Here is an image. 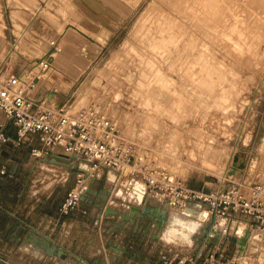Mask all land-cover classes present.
<instances>
[{
    "label": "rangeland",
    "instance_id": "rangeland-1",
    "mask_svg": "<svg viewBox=\"0 0 264 264\" xmlns=\"http://www.w3.org/2000/svg\"><path fill=\"white\" fill-rule=\"evenodd\" d=\"M162 1H0V63H5L6 73L31 72L29 75L35 78V96H45L49 107L64 104L74 110L88 104L98 106L116 120L132 143L136 165L122 173L110 198L106 195L104 199H97L100 208L106 204L108 208H122L117 200L132 205L141 200L140 191L126 194L120 189L127 191V176L134 169L139 170L140 165L165 170L200 191L218 187L223 174L228 171L229 175L233 166L237 168L235 174L227 175L224 183L245 186L249 182L264 183V0ZM213 1L217 2V7L213 6ZM171 3L174 7L178 5L182 13L176 8L175 11ZM218 5L221 6L218 8ZM185 8L189 9L184 14ZM216 12L223 19L225 15V21ZM85 13L90 17L83 16ZM144 17L148 20L142 23ZM163 18L168 21L166 24L173 19L179 26L172 27L174 24L170 22L172 29L168 31ZM231 22L239 25L234 28ZM70 23L85 32L89 39L69 27ZM230 25L234 30L226 28ZM154 27L156 30L159 27L156 34ZM198 28L201 33L197 32ZM182 29L188 30L182 35ZM219 29H223V33ZM230 31L240 35L230 34ZM170 40L176 46L168 45ZM38 58L43 61L40 66L35 62ZM158 74L163 75L161 80ZM50 95L54 97L48 99ZM62 163L66 164L64 160ZM64 164L59 167L39 165L31 177L32 191L46 195L54 188L56 201L61 204L75 181V174L72 177L68 170L70 165ZM103 185L104 178L96 186L91 183L87 186L99 196ZM190 218L195 219V216ZM211 225L212 221L201 224L202 231H207ZM197 237L193 235V239ZM218 240H214L215 243ZM222 240H228L229 245L222 257H230L235 251L234 238L225 236ZM174 244L180 251L188 249L181 243ZM249 258L261 263L263 256L258 260Z\"/></svg>",
    "mask_w": 264,
    "mask_h": 264
},
{
    "label": "built area",
    "instance_id": "built-area-1",
    "mask_svg": "<svg viewBox=\"0 0 264 264\" xmlns=\"http://www.w3.org/2000/svg\"><path fill=\"white\" fill-rule=\"evenodd\" d=\"M6 72L5 63L1 62L0 111L6 118V125L15 129L13 144L18 147L27 143L30 154L36 158L65 156L68 163L78 165L74 171V186L58 207L60 214L74 210L85 192L87 183L79 172L81 164L87 168L88 180L104 170L115 172L119 178L128 167L136 165L132 143L126 139L116 120L98 106L88 104L74 110L67 109L64 104L49 107L45 96H35V78L29 75L31 72ZM8 141L6 126L0 124V154ZM138 169L129 173L127 185H132L135 179L143 182L147 187L145 200L146 195L163 198L169 209L177 211L198 203L206 208L212 221L195 251L179 254L168 250L160 257L163 264H261L249 257L258 260L264 255V183L226 184L227 171L218 187L200 191L188 187L165 170L142 165ZM5 174V168L1 167L0 176ZM220 219L244 221L254 235L255 254L217 257L219 249L225 252L229 249L228 244L222 243L225 230L219 229ZM217 238L214 249L208 250V244Z\"/></svg>",
    "mask_w": 264,
    "mask_h": 264
},
{
    "label": "crops",
    "instance_id": "crops-1",
    "mask_svg": "<svg viewBox=\"0 0 264 264\" xmlns=\"http://www.w3.org/2000/svg\"><path fill=\"white\" fill-rule=\"evenodd\" d=\"M83 16L88 18L90 14L85 13ZM42 96L40 94L37 98ZM6 123V118L0 111V124L6 126L9 137L8 144L3 146L0 154V168L4 167L6 171L5 175L0 176V259L3 261L11 264H163L159 257L167 250L189 254L202 243L203 236L209 230L204 232L202 227L211 221L209 215L202 222L201 229L195 233L198 237H191L192 244L181 243L188 247L185 251H180L174 243L161 239L169 220L160 223L159 213L164 212L168 218L171 213L183 211L169 209L163 198L146 195L144 207L149 208V212L137 214L135 218L130 216L129 210L123 208L119 200L118 204L122 208H110L122 212L123 216L103 214L107 204L100 208L97 199H102L103 195L110 198L118 181V175L108 170L102 171L87 183L96 186L104 178L101 191L103 195L98 196L90 187L82 194V199L74 210L68 214H60V203L56 201L57 197L52 191L54 188L46 195L40 191H32L34 184L31 177L39 165L59 167L64 164L63 160L66 162L64 165H70L68 170L74 177L78 165L68 163L62 158L30 156V146L27 143L18 147L13 144L15 129ZM120 189L126 194L136 193L129 184L126 192L124 188ZM185 209L207 212L206 208L198 203L189 204ZM223 230L226 237L234 238V257L255 254L254 235L244 221L225 220L220 231ZM33 238L43 241L49 248L60 250L67 258L60 260L58 256L50 255L34 244ZM222 243L226 245L228 240ZM210 244L208 250L214 249L216 243ZM217 253V257H222L225 251L219 249ZM106 257H109V262ZM261 261V264H264V255Z\"/></svg>",
    "mask_w": 264,
    "mask_h": 264
},
{
    "label": "bare ground",
    "instance_id": "bare-ground-1",
    "mask_svg": "<svg viewBox=\"0 0 264 264\" xmlns=\"http://www.w3.org/2000/svg\"><path fill=\"white\" fill-rule=\"evenodd\" d=\"M159 1H162V0H159ZM175 1H176V0H175ZM188 1H190V0H188ZM191 1H192V0H191ZM199 1H200V0H199ZM208 1H209V0H208ZM215 1H217V0H215ZM218 1H219V0H218ZM227 1H228V0H227ZM227 1H226V2H227ZM243 1H244V0H243ZM243 1H242V2H243ZM252 1H253V0H252ZM259 1H260V0H259ZM261 1H263V0H261ZM261 1H260V2H261ZM162 2H163V1H162ZM168 2H169V1H168ZM173 2H174V1H173ZM179 2H180V1H179ZM195 2H197V1H195ZM195 2H194V3H195ZM213 2H214V1H213ZM224 2H225V1H224ZM228 2H230V1H228ZM233 2H234V0H233ZM238 2H239V1H238ZM247 2H248V1H246V3H247ZM250 2H251V0H250ZM160 3H161V2H160ZM177 3H178V2H177ZM177 3H176V4H177ZM187 3H188V2H187ZM187 3H186V4H187ZM190 3H191V2H190ZM200 3H201V1H200ZM200 3H199V4H200ZM207 3H208V2H207ZM214 3H215V2H214ZM219 3H222V2H219ZM219 3H218V4H219ZM171 4H172V3H171ZM181 4H182V3H181ZM181 4H180V5H181ZM191 4H192V3H191ZM205 4H206V2H205ZM209 4H210V3H209ZM209 4H208V5H209ZM212 4H213V3H212ZM215 4H216V5H215ZM215 4H214L213 6H216V7H217V2H216ZM229 4H230V3H229ZM229 4L227 5L228 7L230 6ZM238 4H240V3H238ZM238 4L236 3V5H238ZM247 4H248V6H249V2H248ZM247 4H246V5H247ZM261 4H262V3H261ZM163 5H164V4H163ZM165 5H166V4H165ZM173 5H174V4H172V6H173ZM187 5H188V4H187ZM189 5H190V4H189ZM196 5H198V3H197ZM221 5H222V4H221ZM221 5H218V8H219V6H221ZM232 5H233V4H232ZM232 5H231V6H232ZM234 5H235V4H234ZM151 6H152V5H151ZM168 6H169V5H168ZM168 6H167V8H168ZM177 6H178V5H176V7L173 6V7H174V10H175V8L177 9ZM198 6H200V5H198ZM198 6H197V8H198ZM242 6H243V5H242ZM154 7H156V6H154ZM158 7H159V10H161V9H160L161 6H158ZM178 7H179V6H178ZM181 7H182V6H181ZM184 7H185V6H183L182 8H184ZM191 7H193V6H191ZM195 7H196V6H195ZM202 7H203V6H202ZM204 7H205V6H204ZM225 7H226V6H225ZM228 7H227V8H228ZM234 7H235V6H234ZM151 8H153V7H151ZM151 8H150V10H151ZM162 8H163V7H162ZM164 8H165V7H164ZM199 8H200V7H199ZM199 8H198V9H199ZM208 8L210 9V7H208ZM212 8H214V7H212ZM218 8H217V9H218ZM232 8H233V6H232ZM236 8H237V7H236ZM241 8H242V7H241ZM244 8H245V7H244ZM244 8H243V9H244ZM156 9H157V8H156ZM169 9H170V8H169ZM188 9H189V8H188ZM188 9H187V10H188ZM223 9H224V8H223ZM229 9H230V7H229ZM239 9H240V8H239ZM243 9H242V10H243ZM248 9H249V8H248ZM153 10H154V8H153ZM153 10H152V11H153ZM171 10H172V9H171ZM178 10H179V11H178ZM182 10H183V9H182ZM187 10H186V8H185V12L183 11V13L185 14V13L187 12ZM195 10H196V9H195ZM195 10H194V11H195ZM200 10H201V9H200ZM204 10H205V9H204ZM221 10H222V9H221ZM221 10H219V11H221ZM225 10H226V9H225ZM230 10H231V9H230ZM161 11H162V10H161ZM175 11H176V10H175ZM190 11H191V10H190ZM206 11H207V10H206ZM210 11H212L211 13H213V10H210ZM227 11H228V10H227ZM234 11H235V10H234ZM238 11H239V10H238ZM240 11H241V10H240ZM163 12H165V11H163ZM172 12H173V11H172ZM177 12H181L180 9H177ZM188 12H189V11H188ZM191 12H193V11H191ZM195 12H196V14H197L198 11H195ZM202 12H203V11H202ZM202 12H201V13H202ZM228 12H230V11H228ZM228 12H227V13H228ZM232 12H233V11H232ZM244 12H245V11H244ZM149 13H150V12H149ZM149 13H148V14H149ZM151 13H152V12H151ZM154 13H155V15H156L158 12H157V13L154 12ZM154 13H153V14H154ZM161 13H162V12H160L159 14L161 15ZM169 13H170V12H169ZM181 13H182V12H181ZM181 13H179V14L181 15ZM199 13H200V12H199ZM203 13H205V12H203ZM208 13H209V12H208ZM214 13H215V12H214ZM222 13L224 14V11H223ZM222 13H221V15L223 16ZM225 13H226V12H225ZM234 13H235V12H234ZM166 14H167V13H166ZM166 14H165V15H166ZM177 14H178V13H176V16H177ZM184 14H182V15H184ZM209 14H210V13H209ZM216 14H217V12H216ZM216 14H215V16H216ZM218 14H219V13H218ZM218 14H217V15H218ZM146 15H147V14H146ZM165 15H164V16H165ZM169 15H170V14H169ZM188 15H191V14H188ZM200 15H201V14H200ZM200 15H199V17L202 18V16H200ZM202 15H204V14H202ZM205 15H206V14H205ZM211 15H213V14H211ZM227 15H228V14H226V16H227ZM232 15H233V14H232ZM232 15H231V16H232ZM237 15L239 16L240 13L237 14ZM237 15H236V16H237ZM144 16H145V15H144ZM152 16H153V15H152ZM166 16H167V15H166ZM178 16H179V15H178ZM196 16H197V15H196ZM207 16H208V15H207ZM231 16H230L229 18H231ZM242 16H243V15H242ZM147 17H148V15H147ZM147 17H144L145 21L142 22V23H145V22H146ZM154 17H155V16H154ZM170 17H171V16H170ZM192 17H193V16H192ZM194 17H195V15H194ZM197 17H198V16H197ZM218 17H219V15H218ZM227 17H228V16H227ZM232 17H233V16H232ZM148 18H149V17H148ZM152 18H153V17H152ZM165 18H169V17H165ZM174 18H175V17H174ZM178 18H179V17H178ZM178 18H177V19H178ZM180 18H181V17H180ZM184 18H185V17H184ZM186 18H189V17H186ZM195 18H196V17H195ZM211 18H212V17H211ZM216 18H217V16H216ZM216 18H215V19H216ZM219 18L223 19L222 17H219ZM229 18H228V19H229ZM235 18H236V17H235ZM150 19H151V18H150ZM153 19H155V18H153ZM163 19H164V18H163ZM196 19H197V18H196ZM196 19H195V21H196ZM203 19H204V18H203ZM225 19H226V17H225V15H224V19H223V20L225 21ZM228 19H227L226 21H228ZM233 19H234V18H233ZM239 19H240V18H239ZM241 19H242V18H241ZM147 20H148V19H147ZM156 20H157V19H156ZM160 20H161V19H160ZM167 20H168V19H167ZM169 20H170V19H169ZM172 20H173V19H172ZM172 20H170V22H172ZM181 20H182V19H181ZM191 20H192V19H191ZM198 20H199V19H198ZM210 20H211V19H210ZM218 20H219V19H218ZM218 20H217V21H218ZM223 20H221V21H223ZM231 20H232V19H231ZM236 20H238V18H236ZM162 21H163V20H162ZM164 21H165V19H164ZM187 21H188V20H187ZM187 21H186V24H187ZM195 21H194V25H196ZM212 21H214V20H212ZM233 21H234V20H233ZM241 21H242V20H241ZM166 22H168V21H165V24H166ZM170 22H169V25L171 24ZM189 22H190V21H189ZM192 22H193V21H192ZM237 22H238V21H237ZM154 23H155V22H154ZM157 23H159V20L157 21ZM184 23H185V22H184ZM197 23H199V22H197ZM214 23H215V22H214ZM217 23L219 24V22H217ZM224 23H225V22H224ZM148 24H149V23H148ZM173 24H174V21L172 22V25H173ZM177 24H178V25H177ZM182 24H183V23H182ZM182 24H180V25H182ZM225 24H226V23H225ZM228 24H229V23H228ZM231 24H232V22H231ZM144 25H145V24H144ZM149 25H150V24H149ZM166 25H168V24H166ZM169 25L167 26V29H166V30H168V31H170V29H172V27H175V25H177V27H178V26H179V23H178V21H177V23L174 24V26H172L171 28H170L171 25H170V26H169ZM198 25H199V24H198ZM221 25H222V27H223L224 24L221 23ZM234 25H237L236 22L234 23ZM234 25L232 24L233 27H234ZM238 25H239V24H238ZM238 25H237V26H238ZM258 25H259V24H258ZM141 26H142V25H141ZM141 26H140V27H141ZM147 26H148V25H147ZM153 26H154V25H153ZM218 26H219V25H218ZM218 26H217V27H218ZM232 26L230 25V26H227L226 28L229 30V27L231 28ZM69 27L74 28L76 31L80 32L81 34H83L84 36H86V37L89 39V37L86 35V33L83 32L79 27H76V26L72 25L71 23H70ZM161 27H162V25L160 26V28H161ZM187 27H188V26H187ZM190 27H191V26H190ZM193 27H194V26H193ZM193 27H192V28H193ZM195 27H196V26H195ZM199 27H200V26H199ZM211 27H212V26H211ZM217 27H215V28H217ZM224 27H225V25H224ZM224 27H223V29H224ZM233 27L231 28L232 30H234V28H237L236 26H235L234 28H233ZM260 27H261V26H260ZM262 27H263V26H262ZM143 28H144V27H143ZM147 28H148V27H146V29H147ZM156 28L159 29V27H156ZM169 28H170V29H169ZM182 28H184L183 25H182ZM206 28H207V27H206ZM219 28H221V26H219ZM154 29H155V27H154ZM158 29H157V30H158ZM180 29H181V28L179 27V28L177 29V31L179 32ZM198 29H199V30H197V32L200 31V28H198ZM207 29H208V28H207ZM223 29H222V30L219 29V30H221V32L223 33ZM155 30H156V29H155ZM157 30L154 32V34H156ZM174 30H175V29H174ZM182 30H183V29H182ZM185 30L187 31L188 29H185ZM185 30H183V32H181L182 35H183V33H184ZM191 30H192V29H191ZM219 30H218V31H219ZM225 30H226V29H225ZM225 30H224V31H225ZM236 30L239 32L238 29H236ZM245 30H246V29H245ZM245 30H244V31H245ZM148 31H149V30H148ZM152 31H153V30H152ZM158 31H159V30H158ZM214 31H215V30H214ZM216 31H217V30H216ZM216 31H215V32H216ZM244 31H243V32H244ZM143 32H145V31H143ZM163 32H164V30L162 31V33H163ZM165 32H166V31H165ZM201 32H202V31H200V33H201ZM221 32H219V33H220L219 35H224V36L226 35V34H221ZM226 32H227V31H226ZM233 32H235V31H230V34L233 33ZM238 32H235V33H238ZM158 33H159V32H158ZM172 33H173V32H172ZM181 33H179V35H180ZM190 33H191V32H190ZM240 33H241V32H240ZM142 34H143V33H142ZM144 34H146V33H144ZM154 34H153V35H154ZM159 34H160V33H159ZM164 34H166V33H164ZM176 34H177V33H176ZM188 34H189V33H188ZM193 34H194V33H193ZM195 34H196V33H195ZM227 34H228V33H227ZM238 34H239V33H238ZM160 35H161V34H160ZM168 35H169V34H168ZM168 35H166V37H167ZM172 35H173V34H172ZM191 35H192V34H190V37H191ZM239 35H240V34H239ZM261 35H262V34H261ZM263 35H264V34H263ZM142 36H143V35H142ZM147 36H149V33H148ZM162 36H163V35H162ZM170 36H171V35H170ZM173 36H174V35H173ZM173 36H171L172 39H173ZM177 36H178V35H177ZM180 36H181V35H180ZM188 36H189V35H188ZM192 36H194V35H192ZM224 36H223V37H224ZM252 36H253V35H252ZM150 37H151V34H150V36H149V39H150ZM154 37H157V36H154ZM159 37H161V36H159ZM163 37H164V36H163ZM168 37H169V36H168ZM168 37H167V39H168ZM230 37H231V35H230ZM237 37H238V36H237ZM258 37H260V36H258ZM258 37H257V38H258ZM262 37H264V36H262ZM177 38H180V37L178 36ZM192 38H193V37H192ZM253 38H254V37H253ZM151 39H152V37H151ZM154 39H155V38H154ZM174 39L176 40V38H174ZM180 39H181V38H180ZM195 39H196V38H195ZM230 39H231V38H230ZM163 40H164V38H163ZM163 40H162L161 44L163 43ZM175 40H174V42H175ZM178 40H179V39H178ZM178 40H177V41H178ZM231 40H232V39H231ZM144 41H145V39H144ZM149 41H150V40H149ZM187 41H188V40H187ZM245 41H246V39H245ZM153 42H154V41H153ZM165 42L167 43V41H165ZM170 42H171V40H170ZM170 42H168V45H169V44H172V42H171V43H170ZM188 42H189V41H188ZM230 42H231V41H230ZM261 42H262V41H261ZM146 43H148V42H146ZM155 43H156V42H154L153 44H155ZM176 43H177V42H176ZM184 43H185V42H184ZM189 43H190V42H189ZM236 43H238V42H236ZM255 43H256V42H255ZM149 44H150V43H149ZM153 44L151 43V45L154 47L155 45H153ZM163 44H164V43H163ZM163 44H162V47L160 46L161 49L163 48ZM215 44H216V43H215ZM231 44H232V43H231ZM253 44H254V43H253ZM258 44H259V43H258ZM263 44H264V43H263ZM151 45H150V46H151ZM157 45H159V44H156V46H157ZM166 45H167V44H166ZM172 45H175V44H172ZM190 45H191V44H190ZM190 45H189V48H190ZM247 45H248V44H247ZM175 46H176V45H175ZM157 47H159V46H157ZM157 47H155V48H157ZM166 47L168 48V46H166ZM187 47H188V46H187ZM155 48H153V49H155ZM164 48H165V47H164ZM253 48H254V46H253ZM173 49H174V47H173ZM184 49H185V48H184ZM256 49H257V48H256ZM165 50H167V49H165ZM176 50H177V49H176ZM255 51H256V50H255ZM156 52H157V51H156ZM165 52H166V51H165ZM249 52H250V51H249ZM199 53H200V51H199ZM164 54H165V53H164ZM164 54H162V55H164ZM167 54H168V53H167ZM200 54H201V53H200ZM256 54H258V53H256ZM256 54H255V55H256ZM176 55H177V54H176ZM164 56H165V55H164ZM171 56H172V55H171ZM251 57H252V56H251ZM160 58H161V57H160ZM200 59H201V58H200ZM249 59H250V58H249ZM174 61H176V60L174 59ZM251 61H252V60H251ZM35 62H36V65H38V66L42 65V63H43V61H42L41 59H39V58L36 59ZM164 62H165V61H164ZM164 62H163V63H164ZM159 63H160V62H159ZM251 63H252V62H251ZM208 67H209V66H208ZM210 67H211V69H214L213 66L210 65ZM212 67H213V68H212ZM215 67H216V66H215ZM217 67H218V66H217ZM217 67H216L215 69H217ZM219 67H220V66H219ZM206 69H207V68H206ZM211 69H210V70H211ZM208 70H209V68H208ZM210 70L208 71L209 73H210ZM205 71H206V70H205ZM213 71H214V70H213ZM221 72H222V70H221ZM206 74H208V73L206 72ZM158 75L160 76V74H158ZM159 76H156V77L159 78ZM162 76H163V75H162ZM162 76H160V79H159V80H161V77H162ZM224 76H225V75H224ZM168 78H169V77H168ZM215 78H216V77H215ZM209 79H210V78H209ZM165 80H166V79H165ZM217 80H218V79H217ZM219 80H221V77H219ZM204 81H205V80H204ZM208 81H209V80H208ZM215 81H216V80H215ZM223 82H224V81H223ZM209 83H210V82H209ZM215 83H216V82H215ZM216 84H217V83H216ZM218 84H219V83H218ZM209 86H210V85H209ZM222 87H223V86H222ZM159 88H160V87H159ZM156 90H157V88H156ZM222 90H223V89H222ZM153 91H154V90H153ZM158 91H159V90H158ZM158 91H157V92H158ZM153 94H154V93H153ZM157 96H159V95H157ZM218 96H219V95H218ZM53 97H54L53 95H50V96H48V99H52ZM83 97H84V96H83ZM231 157H232V156H231ZM230 159H231V158H230ZM230 159H229V160H230ZM227 166H228V165H227ZM233 167H234V166H233ZM128 168H130V167H128ZM86 169H87L86 166H85L84 164H81V165H80V168H79V172H80L81 174H83V176H85ZM84 178H85L84 180L86 181V183L90 182L88 179H86V177H84ZM132 189H133V190L140 191L141 194H142V196H143V197H142V200L144 199V197H145V193H146V192H145V186H144V183H143V182L136 181V182L132 185ZM142 200L139 201L138 203H136V205L140 204V203L142 202ZM206 211H207V210H206ZM207 213H208V212H207ZM208 215H209V214H208ZM219 221H220V222H219V229H222V226H223V223L225 222V220H224V219H220ZM67 264H70V263H67Z\"/></svg>",
    "mask_w": 264,
    "mask_h": 264
},
{
    "label": "clouds",
    "instance_id": "clouds-1",
    "mask_svg": "<svg viewBox=\"0 0 264 264\" xmlns=\"http://www.w3.org/2000/svg\"><path fill=\"white\" fill-rule=\"evenodd\" d=\"M207 215V212L194 213L191 209L171 215L161 239L168 243L191 245V237L199 230ZM193 216L195 219L190 218Z\"/></svg>",
    "mask_w": 264,
    "mask_h": 264
},
{
    "label": "water",
    "instance_id": "water-1",
    "mask_svg": "<svg viewBox=\"0 0 264 264\" xmlns=\"http://www.w3.org/2000/svg\"><path fill=\"white\" fill-rule=\"evenodd\" d=\"M58 158H62V159H65V160L68 159V158L65 157V156H58ZM236 169H237L236 167H233V168H232L231 172L229 173V176H230V177H231L233 174H235ZM84 177H86V178L88 177L87 172H85V176H84ZM136 181H139V180H136V179H135L133 182L135 183ZM90 182H91V180H90ZM140 182H141V181H140ZM144 186H145V192H147V187H146L145 184H144ZM84 190L87 191V190H88V187H86ZM103 198H105L104 195H103ZM81 199H82V197H81ZM122 201H123V200H122ZM128 204H129V205H128ZM144 204H145V198H144V199L142 200V202H141L140 204H138V205H132V204H130V203H127V202H124V201H123L122 206L129 210V212H130V216H131V217L135 218V216H136L137 214L141 215V214H144V213L149 212V208L144 207V206H145ZM104 212H105L106 215H108V214H118V215H122V212H120V211H118V210H113V209L108 208V207L105 208V211H104ZM122 216H123V215H122ZM159 217H160V223L163 224V223L165 222L167 216L165 215L164 212H160V213H159ZM124 218H125V219H126V218L128 219V217H124ZM32 241H33L34 244L38 245L39 247H42V248H43L45 251H47L50 255L58 256V258H59L60 260H65V259L67 258L66 255H65L63 252H61L60 250H59V251H56V250H54V249H52V248H49L47 244L43 243V241L37 240V239H35V238H33ZM0 264H11V263L6 262V261H3L2 259H0ZM77 264H80V263H77Z\"/></svg>",
    "mask_w": 264,
    "mask_h": 264
}]
</instances>
